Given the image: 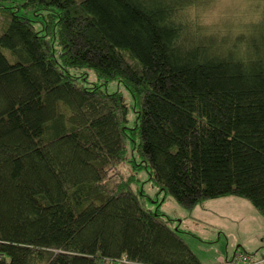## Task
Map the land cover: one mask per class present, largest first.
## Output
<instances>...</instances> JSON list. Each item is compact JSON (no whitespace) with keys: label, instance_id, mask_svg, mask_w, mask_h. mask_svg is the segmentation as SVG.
<instances>
[{"label":"trees","instance_id":"1","mask_svg":"<svg viewBox=\"0 0 264 264\" xmlns=\"http://www.w3.org/2000/svg\"><path fill=\"white\" fill-rule=\"evenodd\" d=\"M207 2L0 0V264H201L120 174L129 147L162 204L264 219V16L207 32L189 12ZM85 68L126 88L132 128Z\"/></svg>","mask_w":264,"mask_h":264},{"label":"rangeland","instance_id":"2","mask_svg":"<svg viewBox=\"0 0 264 264\" xmlns=\"http://www.w3.org/2000/svg\"><path fill=\"white\" fill-rule=\"evenodd\" d=\"M3 6L5 8H14V11H17L18 14L21 12L23 14L25 13V9L23 7H19L15 2H7ZM189 12L191 17L195 18L198 23L206 29L207 32L218 31V33L220 32L226 34L228 31H237L245 26H248L250 23L256 22L259 20L260 16L262 18L264 16V0H209V2L205 4L192 5V8L189 9ZM27 15H29L30 18H33L35 21L39 20V18L35 17L32 13H27ZM41 26L42 25L40 24H36L38 29H40ZM70 72L74 76L85 78V81H81V83L86 88L99 86L103 91L109 94L119 93L123 97L124 103L128 107L130 120L128 127H133V121L135 117L133 114V100L129 92L119 81L115 80L104 82L98 78L95 71L92 69H72ZM132 156L133 153L129 147L127 159L120 166V174H122L125 179L132 176L135 183L133 188L136 189V191L137 188L143 189L145 194L150 197L152 201L148 200L146 203V207L148 209L155 211L158 207L157 203H161V206L159 207L160 212L164 216L171 219L174 226H177V228L179 227L182 233H187V236L183 235L184 238L188 242L194 243L197 248L198 244L193 239L195 236L200 238V234L202 232L206 233L204 236L205 238L209 237V230L206 229L205 225L199 223L198 220L202 219L198 218L197 215H201L203 213L202 216L210 217V213L202 212V209L199 207L192 213H189L180 208L174 201L170 199H166V201L162 204L164 195L163 193L158 192V189L149 180L148 175L145 172H141L138 175L135 173V171H133L134 164L130 162L133 159ZM234 198L229 199H231V201H237ZM233 206L234 204H231L232 208ZM227 224L229 227H232L233 225L232 222H228ZM237 229L240 230L239 227H237ZM208 248L210 247H203L202 245L201 251L207 253Z\"/></svg>","mask_w":264,"mask_h":264},{"label":"crops","instance_id":"3","mask_svg":"<svg viewBox=\"0 0 264 264\" xmlns=\"http://www.w3.org/2000/svg\"><path fill=\"white\" fill-rule=\"evenodd\" d=\"M229 198L234 197L208 201L198 206L202 212H208L211 216L204 217L203 213L197 215L202 219L198 220L199 223L209 230L208 238H205L206 233L202 232L200 238H193L198 244L197 248L194 243L184 238L187 233H182V237L201 264H221L236 251L250 254L255 262L264 260V219L248 201L239 198H234L237 201H231ZM231 204H234L233 208ZM228 222L233 223L232 227H229ZM202 245L210 247L207 253L201 251Z\"/></svg>","mask_w":264,"mask_h":264},{"label":"built area","instance_id":"4","mask_svg":"<svg viewBox=\"0 0 264 264\" xmlns=\"http://www.w3.org/2000/svg\"><path fill=\"white\" fill-rule=\"evenodd\" d=\"M4 260H6L5 255L0 253V262ZM221 264H264V260L255 262L250 254L243 251H236L231 258L226 259V261Z\"/></svg>","mask_w":264,"mask_h":264}]
</instances>
